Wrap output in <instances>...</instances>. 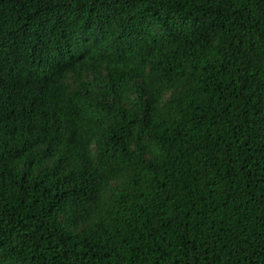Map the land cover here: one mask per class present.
Returning <instances> with one entry per match:
<instances>
[{
    "label": "trees",
    "instance_id": "1",
    "mask_svg": "<svg viewBox=\"0 0 264 264\" xmlns=\"http://www.w3.org/2000/svg\"><path fill=\"white\" fill-rule=\"evenodd\" d=\"M0 264H264V0H0Z\"/></svg>",
    "mask_w": 264,
    "mask_h": 264
}]
</instances>
